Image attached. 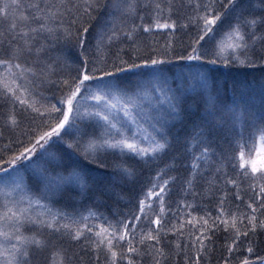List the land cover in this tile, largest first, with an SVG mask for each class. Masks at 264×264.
Wrapping results in <instances>:
<instances>
[{
  "label": "snow or ice",
  "instance_id": "snow-or-ice-1",
  "mask_svg": "<svg viewBox=\"0 0 264 264\" xmlns=\"http://www.w3.org/2000/svg\"><path fill=\"white\" fill-rule=\"evenodd\" d=\"M0 264H264V0H0Z\"/></svg>",
  "mask_w": 264,
  "mask_h": 264
},
{
  "label": "rangeland",
  "instance_id": "rangeland-1",
  "mask_svg": "<svg viewBox=\"0 0 264 264\" xmlns=\"http://www.w3.org/2000/svg\"><path fill=\"white\" fill-rule=\"evenodd\" d=\"M157 37H158L157 38L158 40L166 39L165 35H159ZM217 67L220 68V71L217 73V76L220 82L221 89L225 93L226 96L231 98L233 96L234 86H238L242 78L244 77L243 74L239 72V70H242V69H239V70L236 68L228 69L223 66H217ZM250 71H251V74L253 75L251 78L253 79L254 77L255 79H257V74H256L257 72H253L252 70H249L248 72ZM249 82L251 83L253 82V80H250ZM112 159H113L112 157H109L108 160L106 161V163L109 165V169L107 170L97 169V166L91 165L90 168L92 169V175L97 177L98 179H103L105 177L106 171L110 170L111 168ZM88 203H90V201H85V204H88ZM77 207H81V205L77 204Z\"/></svg>",
  "mask_w": 264,
  "mask_h": 264
},
{
  "label": "trees",
  "instance_id": "trees-1",
  "mask_svg": "<svg viewBox=\"0 0 264 264\" xmlns=\"http://www.w3.org/2000/svg\"><path fill=\"white\" fill-rule=\"evenodd\" d=\"M158 38V37H157ZM160 41H161V43H163V41H164V39H160ZM249 70H251V69H242V70H239V72L240 73H242L243 74V78H242V80H241V82H243V81H247V82H249L250 80H253V82H251V83H255V79H254V77H253V79L251 78L253 75L251 74V71L250 72H248ZM257 74V79L259 78V73L257 72L256 73ZM255 76V75H254ZM230 83V82H229ZM228 83V84H229ZM230 85V84H229ZM230 87V86H229ZM229 90H230V88H229Z\"/></svg>",
  "mask_w": 264,
  "mask_h": 264
}]
</instances>
